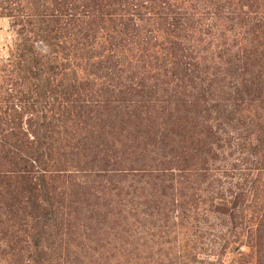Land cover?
Segmentation results:
<instances>
[{
    "label": "trees",
    "instance_id": "trees-1",
    "mask_svg": "<svg viewBox=\"0 0 264 264\" xmlns=\"http://www.w3.org/2000/svg\"><path fill=\"white\" fill-rule=\"evenodd\" d=\"M0 20V264H264V0Z\"/></svg>",
    "mask_w": 264,
    "mask_h": 264
},
{
    "label": "rangeland",
    "instance_id": "rangeland-1",
    "mask_svg": "<svg viewBox=\"0 0 264 264\" xmlns=\"http://www.w3.org/2000/svg\"><path fill=\"white\" fill-rule=\"evenodd\" d=\"M8 27L6 20H0V36L4 37L6 35V29Z\"/></svg>",
    "mask_w": 264,
    "mask_h": 264
}]
</instances>
